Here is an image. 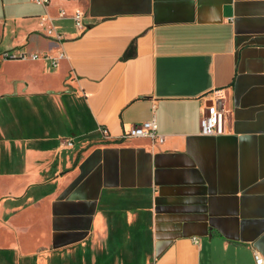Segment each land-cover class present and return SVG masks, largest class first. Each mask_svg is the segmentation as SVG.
Wrapping results in <instances>:
<instances>
[{
  "label": "crops",
  "instance_id": "1",
  "mask_svg": "<svg viewBox=\"0 0 264 264\" xmlns=\"http://www.w3.org/2000/svg\"><path fill=\"white\" fill-rule=\"evenodd\" d=\"M213 94L226 132L205 136ZM154 118L163 145L119 140ZM255 252L264 0H0V264H256Z\"/></svg>",
  "mask_w": 264,
  "mask_h": 264
},
{
  "label": "built area",
  "instance_id": "2",
  "mask_svg": "<svg viewBox=\"0 0 264 264\" xmlns=\"http://www.w3.org/2000/svg\"><path fill=\"white\" fill-rule=\"evenodd\" d=\"M35 3L43 6H48L51 0H33ZM61 17H65L66 13L64 11L60 12ZM75 25L78 29H85L84 24V14L77 12L73 16ZM52 30L49 31L51 34ZM60 38V37H59ZM65 55L61 54L60 58H50L53 67H58L59 60ZM38 58L37 55L33 57ZM226 114L225 108L221 103L218 95L213 94L210 98V104L206 105V110L200 121V128L202 135L214 136L223 135L226 132L225 128ZM107 134V131L104 130ZM132 139H149L153 147L161 146L165 143V137L158 132V124L154 119L143 122L139 125L131 127L129 130L124 131L119 137L121 142H125ZM197 242V241H196ZM256 264H264V257L255 252Z\"/></svg>",
  "mask_w": 264,
  "mask_h": 264
}]
</instances>
